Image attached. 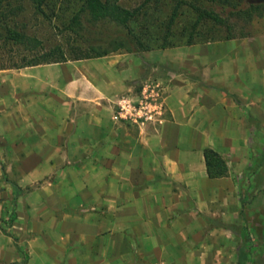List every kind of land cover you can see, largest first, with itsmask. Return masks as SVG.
<instances>
[{"label":"crops","instance_id":"0c3cea01","mask_svg":"<svg viewBox=\"0 0 264 264\" xmlns=\"http://www.w3.org/2000/svg\"><path fill=\"white\" fill-rule=\"evenodd\" d=\"M231 43L187 50L168 72L160 113L139 126L116 112L141 72L123 55L86 70L22 69L25 96L18 86L13 97L30 117L12 143L23 158L8 184L33 241L48 244L38 251L47 264H248L256 247L249 227L240 242L239 188L253 184L238 177L250 169L248 125L264 124V68L257 74V58ZM204 149L226 176L207 177ZM251 203L264 212V190Z\"/></svg>","mask_w":264,"mask_h":264},{"label":"rangeland","instance_id":"374dc122","mask_svg":"<svg viewBox=\"0 0 264 264\" xmlns=\"http://www.w3.org/2000/svg\"><path fill=\"white\" fill-rule=\"evenodd\" d=\"M142 1L119 0L118 4L125 9H133ZM81 3L82 0H50L42 7L43 14H38L33 11L32 0H0V264H47L46 257H41L38 251L48 244L41 238L33 241L34 237L24 225L25 206L23 202L12 200L13 190L8 184L9 181L13 182L16 179L19 173L16 165L18 160L23 158L21 154L15 155L12 143L18 144L23 141L18 139L25 133V118L30 117L29 114L24 115L23 101L13 97L14 88L16 92H19L18 86L24 94L22 81L26 76L21 71L25 67L20 65L25 59L55 45L66 48L67 41L81 51L93 48L107 53L101 57L66 60L37 66L60 67L65 71L83 67L86 70V67H89L88 63L95 60L103 59V57L118 60V55H123L128 61L137 62L141 69L140 78L131 82L128 94L132 95L146 83L158 85L163 95V86L169 77L168 72L177 69L176 63L182 55L187 50L191 51L206 44L210 45L208 47L211 49L210 47H214L215 44L230 41L231 47L227 50L252 54L257 58L254 61L256 73L263 72L264 6L256 8L248 17L235 14L231 10L232 6L229 5L221 7L204 4L205 9L212 10V13L226 24L218 25L212 20L202 19L195 30H192L191 26L196 15L188 6L181 4L177 9L176 18L170 25L168 39L173 46L158 48L162 43L168 15L174 5L172 0H151L128 27L116 25L108 20H91L85 12H79ZM257 3H264V0H257ZM234 4L237 6H233L235 9L243 7L241 1H235ZM76 13H78V25L72 33L68 25ZM5 29L20 32L27 38H34L37 41L35 52L33 53L24 45H15L6 40ZM188 33L193 36L192 44L187 45L185 41ZM227 36L230 38L225 39ZM246 63L248 65L249 62ZM50 64L54 65L50 66ZM179 64L178 62L177 65ZM132 66L131 68H136V64ZM13 102L16 106L20 105L17 117L14 116ZM16 119L19 120L18 126L13 125ZM35 126H37L35 131H38V123H35ZM248 126L251 136L246 141V147L248 154L250 153L248 155L250 169L248 171L246 168L238 178L241 185L250 180L253 186L239 188L242 196L241 216L244 224L240 228L242 237L240 242L244 243L245 237H248L247 228L249 227L252 237H248L247 240L253 242L256 248L250 253V258L246 256L245 261L248 264H251L250 262L264 264V227L262 225L264 212L261 204L251 203L264 190V124L250 123ZM49 245L53 248L54 242L50 241Z\"/></svg>","mask_w":264,"mask_h":264},{"label":"trees","instance_id":"16d2710c","mask_svg":"<svg viewBox=\"0 0 264 264\" xmlns=\"http://www.w3.org/2000/svg\"><path fill=\"white\" fill-rule=\"evenodd\" d=\"M119 0H82L80 5L79 12H85L86 15L93 21L98 20H108L116 25L122 27H128L129 23L133 22L134 19L141 13V10L151 1L143 0L139 6L133 9H125L118 4ZM174 5L170 14L168 15L166 25L164 28V35L162 43H160L158 48H165L173 46L170 43L168 36L170 35V25L173 23L174 19L178 14V8L181 4L188 6L196 15V19L191 26L192 30H195L196 26L203 19L212 20L215 24L225 25L222 19L216 16L213 11L210 9H205L204 4L218 5V6H232L231 10L237 15H245L250 17L251 13L260 6H264V3H257V0H172ZM241 1L243 7L240 9H235L237 7L234 2ZM50 0H32L33 11L34 13L43 14L42 7L48 4ZM234 4V5H233ZM235 6V7H233ZM78 25V13L73 15L69 21L68 28L74 33L75 28ZM192 34L188 33L185 44H192ZM5 38L12 42L15 45H24L29 48L33 53L35 52V46L37 41L34 38H27L24 34L17 32L12 29H5ZM226 37L225 39H229ZM66 48L55 45L44 52L37 53L31 56L28 59H25L20 67H31L37 66L40 64H49V63H59L66 60H81L89 57H101L106 55V51H98L97 49H87L81 51L78 47H75L66 42ZM92 55V56H90ZM19 67V68H20ZM205 172L208 178H221L227 175V167L224 160L213 150L204 149L202 152ZM14 186V185H13ZM15 194L14 197L18 196L22 190L14 187ZM246 258V255H245ZM245 260V259H244Z\"/></svg>","mask_w":264,"mask_h":264},{"label":"built area","instance_id":"2783aa9c","mask_svg":"<svg viewBox=\"0 0 264 264\" xmlns=\"http://www.w3.org/2000/svg\"><path fill=\"white\" fill-rule=\"evenodd\" d=\"M161 98V88L158 85L143 84L135 96L117 100V116L134 125H143L154 120L160 113Z\"/></svg>","mask_w":264,"mask_h":264}]
</instances>
